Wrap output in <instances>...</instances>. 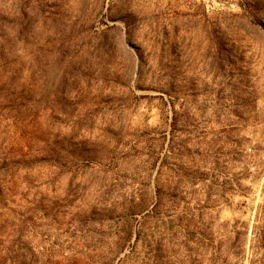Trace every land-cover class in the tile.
I'll return each instance as SVG.
<instances>
[{
    "label": "rangeland",
    "instance_id": "1",
    "mask_svg": "<svg viewBox=\"0 0 264 264\" xmlns=\"http://www.w3.org/2000/svg\"><path fill=\"white\" fill-rule=\"evenodd\" d=\"M0 264H264V0H0Z\"/></svg>",
    "mask_w": 264,
    "mask_h": 264
}]
</instances>
